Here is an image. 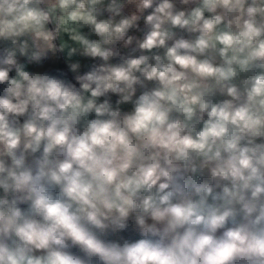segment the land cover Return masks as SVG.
<instances>
[{"label":"clouds","instance_id":"9594fccd","mask_svg":"<svg viewBox=\"0 0 264 264\" xmlns=\"http://www.w3.org/2000/svg\"><path fill=\"white\" fill-rule=\"evenodd\" d=\"M0 264H264V0H0Z\"/></svg>","mask_w":264,"mask_h":264},{"label":"built area","instance_id":"2783aa9c","mask_svg":"<svg viewBox=\"0 0 264 264\" xmlns=\"http://www.w3.org/2000/svg\"><path fill=\"white\" fill-rule=\"evenodd\" d=\"M62 67V65H60Z\"/></svg>","mask_w":264,"mask_h":264}]
</instances>
